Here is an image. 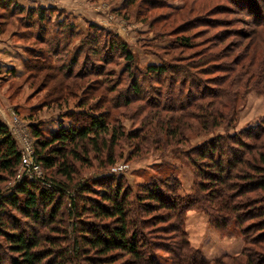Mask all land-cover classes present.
<instances>
[{"label": "rangeland", "instance_id": "1", "mask_svg": "<svg viewBox=\"0 0 264 264\" xmlns=\"http://www.w3.org/2000/svg\"><path fill=\"white\" fill-rule=\"evenodd\" d=\"M16 1L22 5L21 8L13 4L7 10L0 7V59H12L13 55L5 51L12 53V47L22 59L21 65L7 62L3 65L4 61L0 60V117L9 128L12 123L14 131L10 130L18 143L21 138H28L35 148L33 144L37 138L31 132L33 123H41L48 132L60 125L70 126L73 122L88 121L83 110L96 115L100 111H109L111 124L119 125L120 121L121 129L125 131L124 137L115 146L114 142L113 145L110 144L116 162L101 167L100 164L104 161L101 156L107 155V152L101 153V159L98 160L91 152V159L79 164L80 175L74 183L90 182L103 175L116 174L133 191L138 192L143 185L153 182V185H161L164 191L175 197L192 200L193 206L183 215L182 226L192 248L201 251L208 260L240 253L245 243L242 229L247 230L251 238L264 233L260 230L264 225V197L261 198L262 192L258 189L253 192L245 191L242 185L248 184L247 178L226 180L229 190L226 189L224 197H229L232 192L236 196V202L240 206L236 213L244 221L240 229L232 223L226 229H218L210 223L209 214L202 204V197L209 195V190L201 191L198 186L201 182L209 181L201 174L198 175L188 156V151H193L195 147L198 148L219 135L233 136L243 129L257 130L264 125V15L261 18L264 0ZM39 6H53V16L51 23L47 21L46 33L43 28L46 26L45 22L38 24L35 15H27V10ZM25 9L26 11L18 12ZM66 16L74 22V32H78L71 49L64 50L59 56L51 52L55 63L53 70L42 69L37 74L24 71V61L30 54L37 57L40 49H51V41L44 45L40 42V35L44 39H51L52 32L56 31L52 22L56 17L58 20L65 19ZM92 26L101 27L108 35L95 34L100 38L96 44L97 49L78 56V62L72 66L70 60L77 57L80 45L85 44L86 39L92 36L88 34ZM49 29H53L52 32ZM182 37L188 38L189 43H179ZM79 40H83L82 43ZM122 44L133 52L134 62L140 73L139 82L143 84L144 93L141 96L131 89L133 76L129 77V73H126L127 59L118 48ZM113 47L118 50L115 51ZM41 58L46 59L42 53ZM100 59L109 60L110 63L106 65ZM161 63L178 66V70L191 75V79L184 77L174 87L175 92L184 90L186 97L183 100L191 93L195 96L202 92V99H194L197 104L211 105L210 110L219 109V113H214L211 117L210 110H204L199 111L197 118H191L187 109L178 107V101L172 100L168 102V108L174 106L173 109L159 111L153 107L155 103L161 105L160 103L167 101L165 98L172 95L169 90L174 85V76L169 75L164 88L168 92L163 90L161 93L160 88H156L159 87L158 84L150 79L146 67ZM12 69L16 73L11 72ZM175 81L178 78L175 77ZM126 99L132 101L130 105H125ZM117 102L120 106L113 107ZM82 103L85 104L83 107ZM97 104L102 106L99 107L102 110H92V106ZM216 123L219 124L215 125ZM231 124L233 126L228 127ZM169 126L173 130L178 128L177 133L175 131L172 137L162 138L158 142L148 139L149 142L142 143L132 137L140 129L142 131L139 134L143 138H153L154 135L162 137ZM243 141L248 145L245 153L242 150L243 157L250 161V165L258 163L259 153H264V130L244 137ZM250 165H241L242 171L235 173L256 174V170ZM41 175L46 177L42 167ZM14 181L0 183V186L8 191ZM71 191L73 192V188ZM72 194L77 193L74 191ZM65 202L67 210L72 204L69 195ZM148 203L152 206L155 204ZM157 207L158 205L155 208ZM40 208L42 207L37 208L39 212ZM11 213L20 217L17 212ZM157 213L172 216L159 223L154 219L146 230L163 247H172V243L175 244L180 238L174 228L180 221L177 216L180 212L174 215L173 211L162 209L157 210ZM43 216L46 218L47 213ZM72 219L70 218L67 227L70 240L65 244H69L77 235L73 231ZM84 219L93 222L88 215ZM153 222L155 224L152 225ZM31 226L40 228L39 223L30 219L25 221L23 228L28 227L30 230ZM96 229L101 231L98 222ZM2 242L3 238H0V245ZM44 244L49 245L46 241ZM248 248L252 257H257L264 250L255 242L249 243ZM3 255L4 251L0 252V259ZM91 255L96 256L93 252ZM155 256L161 264L172 261L171 253L164 250H159ZM58 260V252H53L43 263L57 264ZM241 261L242 263H234L227 260L225 263L245 264L246 258ZM4 263L11 264L9 259H5ZM115 264L136 263L131 255L120 253Z\"/></svg>", "mask_w": 264, "mask_h": 264}, {"label": "trees", "instance_id": "2", "mask_svg": "<svg viewBox=\"0 0 264 264\" xmlns=\"http://www.w3.org/2000/svg\"><path fill=\"white\" fill-rule=\"evenodd\" d=\"M12 4L19 8L22 7L16 0H0V7L4 9L11 8ZM52 7L39 6L27 10V15L36 16V23L42 24L45 22L46 26L43 27L45 33L48 29L47 21L51 23L53 16ZM262 10L264 11V8ZM23 11H26V9L18 10V12ZM263 15L264 12L261 13V18ZM56 18L52 22L56 31L52 32L53 29H49V32H52L51 39H44L42 35L39 37L40 42L44 45L51 41L53 50L51 46V49H40L37 57L30 54V57L24 61L26 72L30 71L37 74L45 69L53 70L55 63L52 61L51 52L59 56L64 50H70L72 44L75 43L74 40L78 36V32H74L72 19L68 16L65 19L56 20ZM89 29L88 34L92 36L86 39L85 44L80 45L79 50L77 49V57L73 61L72 58L70 60L72 66L78 62V56L85 54L88 50L94 52L97 49L96 44L99 43L100 38L95 34L108 35V32L104 33L99 26H92ZM181 40L179 41L181 44L189 43L186 37H182ZM82 41L79 40L80 43ZM113 48L115 51L120 48L127 59L126 73H129V77L133 76L131 89L141 96L144 93L143 84L139 82L138 76L140 73H138V68L135 65L133 52L125 44ZM41 53L44 54L45 60L41 58ZM35 58L39 60L35 61ZM100 60L104 61L106 65L110 63L109 60ZM177 67L168 63L150 64L146 67L150 79H154L158 84L159 87L156 88H160L161 93H163V90L166 92L164 88L167 86L168 76H174L172 77L174 85L169 90L172 95L165 96L167 101L160 103L161 105L156 103L153 105V102L150 101L149 103L161 111L173 109L174 106L168 108L170 100L178 101V107L182 106V109H187L189 117L197 118L200 114L199 111H209L211 105L197 104V101L194 100L202 99V92L195 96L191 93L185 100H183L186 97L184 90L175 92L176 82L180 84L184 77H187L188 80L191 79L189 78L190 74L178 70ZM175 77L178 78V81H175ZM131 102L126 99L125 105H130ZM84 105L82 103L81 107ZM119 106L118 102L113 105V107ZM92 107V110H102L99 108L102 107L100 104ZM216 110L209 111L211 117L214 116V113L215 115L219 113V109ZM104 112L100 111L96 115L95 113H86L83 110V114L88 116L87 120L89 122H73L70 126L60 125L57 129L48 132L44 130L41 123L40 125L36 123L31 125V132L35 139L37 138L34 143L35 158L45 170V178L49 183L47 186L39 179H32L27 175L22 179H15L22 161V151L9 126L0 117V183L16 180L8 191H4L3 187L0 186V238H3L0 252L4 251V257L0 259V264H5V259H9L11 264H44L43 261L50 257L53 252H58L59 260L56 261L57 264H115L120 253L131 255L136 264H161L155 256V253L159 250L171 253L172 261L167 264H226L225 261L227 260L242 263L241 260L244 258H246L245 264H264V250L257 257H252L248 248L249 243L255 242L258 247L264 249V233L251 238L250 233L245 229L241 231L245 243L240 253L235 255L226 254L215 260L206 259L201 251L192 248L182 226L183 215L189 207L193 206V201L175 197L172 193L164 191L161 185H157V183H154L155 185H153V182L146 183L138 192L133 191L131 186L127 182H123V178L116 174L103 175L90 182L78 181L74 183L80 175L79 164L90 160L91 152L94 153V158L97 160L100 158L101 153L107 152V155L101 156L102 159L104 158V161L100 164L101 167L110 166L116 162L110 144L114 142L115 146L124 137L125 131L121 129L120 121L119 125H112V119H109L110 112ZM232 126L233 124L228 127ZM150 127L151 125H149ZM176 130L169 126L166 129L165 136L154 135L153 138L152 136L143 138L139 134L142 131L140 129L137 133L132 134V137L139 139V142L142 143L149 142L148 139L158 142L162 138L172 137L175 135L173 132ZM260 130H264L263 124L260 129H243L237 135H219L200 147H195L193 151H188L189 159L196 167L198 175L201 174L204 179L209 181V183L201 182L198 186L201 191L209 190V195L202 197V204L209 214L210 223L218 229H226L231 223L240 229L244 222L240 220V216L236 213L240 206L236 202L234 193L232 192L229 197H224L226 189L229 190L226 180L231 181L235 177L239 179L247 178L248 184L242 185L245 191L253 192L258 189L262 192L261 198L264 197V153H259L258 163L253 165H250V161L243 157L245 151H247L246 148H248L243 138L258 134ZM70 144L73 146H70ZM106 144L107 147H105ZM242 150H244V153ZM202 161L203 163H201ZM241 165L243 167L250 165L256 170V174L249 172L235 173L236 171H242L243 167ZM206 166L209 168H205ZM212 184L217 185L213 186ZM72 188L73 192L76 191V195H71L73 193ZM68 195L72 200V204L66 210L64 206ZM145 200L149 201L146 202ZM148 202H155V204L152 206ZM157 205L158 207L155 208ZM38 207H42L40 212L37 210ZM162 209L171 210L174 215L177 212L181 214L177 215L180 217V221L174 227L180 234V238L175 244L172 243V247L169 245L163 247L160 243L154 241L153 234H148L146 230L148 224L154 219L156 223H159L168 220L172 216L166 217L167 215L163 213H157V210ZM12 211L17 212L18 215L20 214V217L11 213ZM45 213H47L46 218L43 216ZM154 214L157 215L154 217ZM85 215H88L93 222L84 219ZM70 218H73V231L77 235L73 241L65 244L67 240L68 242L70 240L67 231ZM27 219L39 223L40 228L31 226L30 230H28V227L24 229L23 225H25ZM97 222L101 226V231L96 229ZM154 222L152 225L155 224ZM260 230L264 231V225ZM51 234H56L57 237ZM45 241L49 245L45 246ZM92 252L96 256H92Z\"/></svg>", "mask_w": 264, "mask_h": 264}, {"label": "built area", "instance_id": "3", "mask_svg": "<svg viewBox=\"0 0 264 264\" xmlns=\"http://www.w3.org/2000/svg\"><path fill=\"white\" fill-rule=\"evenodd\" d=\"M10 128L12 131H14L12 123L10 125ZM19 143L22 151V161L16 175V180L22 179L25 175H27L32 179H39L40 181H42V183L49 185L43 175H41V166L35 158L34 148L30 143V140L28 138L24 140L21 138V140H19Z\"/></svg>", "mask_w": 264, "mask_h": 264}, {"label": "crops", "instance_id": "4", "mask_svg": "<svg viewBox=\"0 0 264 264\" xmlns=\"http://www.w3.org/2000/svg\"><path fill=\"white\" fill-rule=\"evenodd\" d=\"M8 45H9V44H8ZM0 47H2V46H0ZM12 49L14 50V51H12V53L7 52V50H5L6 53H8L9 55L12 54L13 57H12V59H10L9 61H4V59H0V60H3V61H4L3 65H6V62H7L8 64H12V65H14L15 63H16L15 65H21V61H22V59L18 56L19 53H18V55H17V51H16V49H14L13 47H12ZM15 53H16V55H14ZM23 70L25 71V67L23 68ZM23 70H22V71H23ZM10 71L16 73V71H14V69H12V70H10Z\"/></svg>", "mask_w": 264, "mask_h": 264}]
</instances>
